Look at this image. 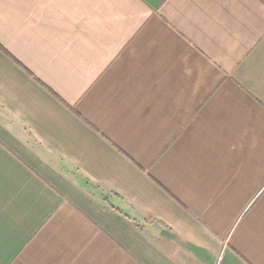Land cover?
Here are the masks:
<instances>
[{"label": "crops", "instance_id": "1", "mask_svg": "<svg viewBox=\"0 0 264 264\" xmlns=\"http://www.w3.org/2000/svg\"><path fill=\"white\" fill-rule=\"evenodd\" d=\"M0 264H264V0H0Z\"/></svg>", "mask_w": 264, "mask_h": 264}]
</instances>
